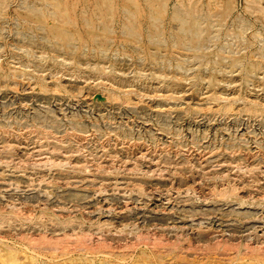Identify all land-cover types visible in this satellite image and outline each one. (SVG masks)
I'll return each instance as SVG.
<instances>
[{"label":"rangeland","instance_id":"374dc122","mask_svg":"<svg viewBox=\"0 0 264 264\" xmlns=\"http://www.w3.org/2000/svg\"><path fill=\"white\" fill-rule=\"evenodd\" d=\"M0 264H264V0H0Z\"/></svg>","mask_w":264,"mask_h":264}]
</instances>
